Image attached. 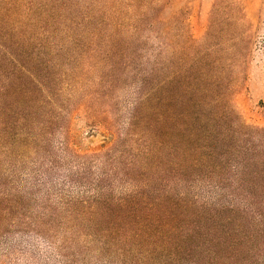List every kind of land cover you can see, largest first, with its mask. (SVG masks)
<instances>
[{
    "label": "trees",
    "instance_id": "trees-1",
    "mask_svg": "<svg viewBox=\"0 0 264 264\" xmlns=\"http://www.w3.org/2000/svg\"><path fill=\"white\" fill-rule=\"evenodd\" d=\"M170 1L0 0V68L8 67L10 78L25 79L18 86L25 97L0 93V100L15 105L19 137L30 140L25 148L36 152L49 142L46 133L59 126L57 108L64 109L63 97L71 100L68 78H83L93 69L99 78H157L159 95L149 107L160 110L161 125L141 118L144 109L136 101L124 132L123 140L132 143L125 152L117 149L120 132L107 119L112 148L74 154L81 161L76 168L83 170L69 168L62 180L70 184L76 175H92L82 168L92 165L109 168V174L96 173L88 198L43 202L34 225L49 237L60 214L66 219L60 226L65 243L95 249L111 264H264V128L236 123L220 78H181L175 84L164 55L179 16L171 13ZM178 31L187 37L183 21ZM99 101L90 93L79 105L94 118L106 116L97 109ZM233 125L261 142L227 143ZM150 157L163 160V173L169 169L163 174L165 183L170 176L166 192L154 190ZM52 173L46 165L40 179L51 181ZM128 178L141 182L115 192L113 181ZM200 181L208 185L204 194L198 192ZM16 200L2 197L0 206Z\"/></svg>",
    "mask_w": 264,
    "mask_h": 264
},
{
    "label": "rangeland",
    "instance_id": "rangeland-1",
    "mask_svg": "<svg viewBox=\"0 0 264 264\" xmlns=\"http://www.w3.org/2000/svg\"><path fill=\"white\" fill-rule=\"evenodd\" d=\"M170 11L179 16L172 31V46L164 55H168L165 57L169 60L168 69L175 84L181 78L186 82L220 78L226 83L225 94L232 100L236 123L249 129L264 128V0H171ZM181 21L185 24L187 37L184 39L178 31ZM99 76L93 69L83 78H68V84H72L68 86L71 100L63 97L64 109L57 108L61 113L59 126L46 133L51 134L47 136L49 142L40 143L36 152L24 147L30 142L29 138L19 137L21 128L17 125L15 105L0 100V198L19 202L0 206V264H111L106 257L98 256L95 249L83 250L78 245L65 243L60 226L66 219L60 214L57 213L52 225L55 231L49 237L38 233L39 229L34 225L36 212L41 213L38 209L43 202L55 204L59 196L64 199L88 198L93 192L91 181L96 173L109 174V168L92 165L82 167L92 175H76L70 184L62 180L69 168L83 170L76 168L81 161L74 154L99 153L112 148L113 134L106 127L107 119L120 132L117 149L125 152L130 151L132 143L123 140L124 132L136 101H140L144 109L141 118H152L156 125H161L157 119L160 110L156 108L154 113L149 107L156 104L159 95L154 82L157 78H134L130 74L126 78ZM11 79L17 84L9 83ZM54 80L61 86L58 78H51V82ZM21 82L25 79L10 78L8 67L0 68V93L3 96L25 97L18 88L24 86ZM51 88L46 90L49 92ZM90 93L100 99L97 109L107 111L106 116L94 118L85 105H79ZM47 94L50 96V92ZM64 120L65 129L60 127ZM235 126L229 130L227 143L237 138H254L252 134L248 136L252 131L239 133ZM252 141L254 145L261 142L257 138ZM155 151L157 157L158 149ZM46 165L53 167L51 181L40 179V171ZM148 166L147 173L156 175L154 190L168 191L170 176L167 174L165 183L163 174L169 169L162 172L163 160L150 157ZM139 182L141 180L129 178L113 181L115 192L131 189ZM198 184L201 186L198 192L204 194L208 185L203 181ZM4 205L8 209H3Z\"/></svg>",
    "mask_w": 264,
    "mask_h": 264
}]
</instances>
